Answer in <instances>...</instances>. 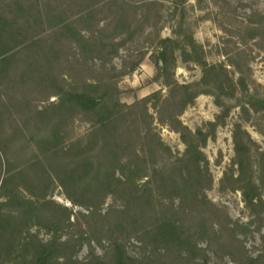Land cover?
Masks as SVG:
<instances>
[{"label": "trees", "instance_id": "obj_1", "mask_svg": "<svg viewBox=\"0 0 264 264\" xmlns=\"http://www.w3.org/2000/svg\"><path fill=\"white\" fill-rule=\"evenodd\" d=\"M173 2V12L183 9V0ZM158 6L159 0H0V264H208L211 256L264 264V252L250 255L245 245L252 221L231 219L206 195L212 177L203 147L232 109L223 96L234 91L233 79L226 66L206 61L184 11L172 36L151 30ZM261 16L249 21L245 36L264 42ZM140 42L154 46V81L167 91L126 103L119 82L146 56L149 47ZM178 53L200 67L198 81L174 79ZM209 92L220 112L207 129L191 131L179 117ZM248 96L252 107L264 104ZM155 120L179 133L180 154L162 141ZM82 123L86 129L77 132ZM232 141L219 190L239 191L259 218L264 150L239 123ZM57 187L80 209L55 201Z\"/></svg>", "mask_w": 264, "mask_h": 264}, {"label": "rangeland", "instance_id": "obj_2", "mask_svg": "<svg viewBox=\"0 0 264 264\" xmlns=\"http://www.w3.org/2000/svg\"><path fill=\"white\" fill-rule=\"evenodd\" d=\"M159 1L163 5L162 7L158 6V9H162L161 16L151 30L155 31V29L160 28L161 36H172L177 27L176 23L184 11L187 30L203 46L206 61L209 64H223L227 67L230 78L233 79L234 91L227 90L223 96L227 104L232 105V109L224 123L216 128L214 137L208 138L203 147V152L208 160V170L212 177V185L206 190V195L214 203L224 207L231 219L243 223L252 221L250 233L244 236L245 245L250 255L255 256L263 253L264 212L262 216L255 218L245 207L241 193L239 191L221 192L219 182L224 172L231 165V159L234 156L232 133L235 123H239L257 143L259 149L264 150V104L256 102L255 107H252L247 102L248 95L264 99V42H259L257 38L252 39L245 36L249 21L255 23L262 19L264 0H225L226 3L224 0H215V3L212 0H183L184 10L178 6L176 12H173L174 0ZM150 11L152 14L150 23L154 24L157 19L153 11L156 10ZM252 11L256 13L251 15ZM171 12L174 14L172 15ZM144 45L149 48L138 68L124 76L119 82L120 96L123 102L131 103L135 99L142 98L158 89H161L163 94L167 91L162 82L154 81L156 73L153 62L155 48L154 46H147L148 43H144ZM235 52H239V55L234 56ZM230 59L236 61L237 67L242 71L243 85L238 84V79L241 76L237 67L230 64ZM115 62L120 64V59H116ZM173 73L174 79L179 83H192L198 81L202 76L200 67L193 62L184 61L179 53L173 65ZM241 104H245L253 110H249L246 114L240 109ZM219 112L220 107L216 104L215 94L213 92L202 93L184 110L179 118L183 125L191 131H195L207 129V123L214 121ZM153 125L160 134L162 141L171 148L174 154H180L184 150L185 145L181 141L179 133L156 120ZM86 127L87 125L83 123L77 124L76 131L82 132ZM262 197L264 200V189ZM52 198L68 207H73L74 211L80 209L73 206L65 198L60 187L53 191ZM109 202L110 200L105 206ZM85 254L86 248L84 246L80 249L77 258L80 260ZM226 263H229L227 259H219L213 256L208 260V264Z\"/></svg>", "mask_w": 264, "mask_h": 264}]
</instances>
